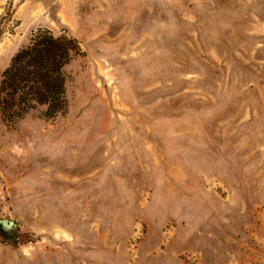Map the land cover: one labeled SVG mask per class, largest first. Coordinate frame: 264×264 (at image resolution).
<instances>
[{
    "label": "rangeland",
    "instance_id": "obj_1",
    "mask_svg": "<svg viewBox=\"0 0 264 264\" xmlns=\"http://www.w3.org/2000/svg\"><path fill=\"white\" fill-rule=\"evenodd\" d=\"M40 28L79 51L0 118V264H264V0H0V80Z\"/></svg>",
    "mask_w": 264,
    "mask_h": 264
},
{
    "label": "trees",
    "instance_id": "obj_2",
    "mask_svg": "<svg viewBox=\"0 0 264 264\" xmlns=\"http://www.w3.org/2000/svg\"><path fill=\"white\" fill-rule=\"evenodd\" d=\"M78 51V43L71 37L41 28L34 31L1 75L0 118L15 123L37 108H44L50 118L63 113V68Z\"/></svg>",
    "mask_w": 264,
    "mask_h": 264
},
{
    "label": "water",
    "instance_id": "obj_3",
    "mask_svg": "<svg viewBox=\"0 0 264 264\" xmlns=\"http://www.w3.org/2000/svg\"><path fill=\"white\" fill-rule=\"evenodd\" d=\"M0 225L6 231L15 227V224L12 221L6 219L0 220Z\"/></svg>",
    "mask_w": 264,
    "mask_h": 264
}]
</instances>
